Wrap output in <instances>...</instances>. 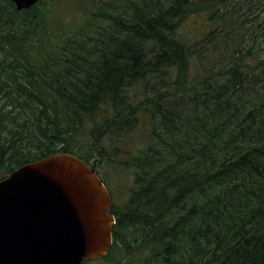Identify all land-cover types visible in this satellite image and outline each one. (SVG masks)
<instances>
[{
	"label": "trees",
	"instance_id": "obj_1",
	"mask_svg": "<svg viewBox=\"0 0 264 264\" xmlns=\"http://www.w3.org/2000/svg\"><path fill=\"white\" fill-rule=\"evenodd\" d=\"M233 1L0 0V178L56 152L119 166L100 259L264 264V0Z\"/></svg>",
	"mask_w": 264,
	"mask_h": 264
},
{
	"label": "water",
	"instance_id": "obj_2",
	"mask_svg": "<svg viewBox=\"0 0 264 264\" xmlns=\"http://www.w3.org/2000/svg\"><path fill=\"white\" fill-rule=\"evenodd\" d=\"M16 11L40 0H10ZM111 196L95 167L56 152L0 179V264H83L112 244Z\"/></svg>",
	"mask_w": 264,
	"mask_h": 264
},
{
	"label": "rangeland",
	"instance_id": "obj_3",
	"mask_svg": "<svg viewBox=\"0 0 264 264\" xmlns=\"http://www.w3.org/2000/svg\"><path fill=\"white\" fill-rule=\"evenodd\" d=\"M100 1L106 2L108 0H100ZM233 2L236 5L237 10L243 11L244 13L247 14L248 13L258 14L261 10V6L259 7L255 6L256 4L252 1L234 0ZM240 5L242 7H240ZM205 17L206 16L204 14L188 17L183 22V25L180 27V32L183 34L185 38L190 40L201 37L202 34L206 31V27H207L205 24L206 21ZM262 26L263 24L261 25V27ZM141 134H142V130L138 129L132 135L127 136L123 140V142H116L115 144L109 143L108 147H113L114 145L117 146L118 148L132 150L134 145L141 143V136H142ZM116 154L120 155L119 151H117ZM113 157L115 159H118L115 156V154H113ZM98 170L101 173V179L103 183L105 184L106 188L112 195V199L117 200L116 201L117 205L123 204L125 202L124 190L131 181L130 174L128 172L121 171L120 167L115 165L102 164L98 168ZM3 171L4 168L2 165H0V174L3 173ZM86 264H110V263H107L104 259L98 258L87 261Z\"/></svg>",
	"mask_w": 264,
	"mask_h": 264
}]
</instances>
